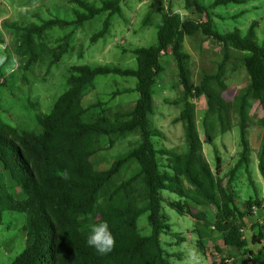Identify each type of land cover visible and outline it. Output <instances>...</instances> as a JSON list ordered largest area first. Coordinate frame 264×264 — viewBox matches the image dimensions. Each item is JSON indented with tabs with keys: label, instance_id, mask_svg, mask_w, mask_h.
Segmentation results:
<instances>
[{
	"label": "trees",
	"instance_id": "trees-1",
	"mask_svg": "<svg viewBox=\"0 0 264 264\" xmlns=\"http://www.w3.org/2000/svg\"><path fill=\"white\" fill-rule=\"evenodd\" d=\"M121 1L101 0L98 5L96 1L69 0L77 6L72 19L49 17L6 26L22 31L18 49L25 58L24 67L29 68L43 59L45 48L39 39L47 29L82 25L107 11L102 28L91 36L92 42L97 41L107 34L111 16L122 12ZM242 2L185 0V7L200 14V19L161 8L156 42L133 50L136 67L72 65L65 92L50 112L37 113V131L22 130L0 117V225L6 212L26 214V246L10 264H176L162 241L163 234L172 233L165 205L195 220L203 248L207 246L204 238L210 236L208 242L212 231L220 233L226 246H248L246 220L255 217L264 201L250 197L242 207L237 205L235 188L220 176L222 157L216 155V169L205 158L190 102L202 95L207 99L206 143L214 142L216 130L230 131L232 119L237 118L245 161L249 110L257 102L263 111L257 121L262 128L257 159L264 180V39L258 40L256 20L245 33L240 28L219 31L212 11L219 5ZM196 34H203L225 50L217 72L204 73L198 84L191 78L190 54L184 50L185 39ZM70 38L67 33L53 49V63L68 52ZM230 50L238 52L236 61L250 77L233 99L225 98L227 85L220 79ZM169 52L176 60L184 94L178 117L185 129L183 152L159 147L154 141L161 136V131L152 126L154 87L165 70L162 58ZM110 74L136 79L135 88L112 94L115 97L135 91V101L110 106L98 96L95 79ZM130 134L138 135L139 141L109 156L117 142ZM65 170L68 180L60 176ZM144 213H148L152 227L148 235L141 233L138 224ZM101 221L109 224L116 241L114 249L103 256L86 243L90 225ZM263 227L252 235V243L263 242ZM179 236L174 234L178 241L184 240ZM262 255L264 258V246Z\"/></svg>",
	"mask_w": 264,
	"mask_h": 264
},
{
	"label": "rangeland",
	"instance_id": "rangeland-1",
	"mask_svg": "<svg viewBox=\"0 0 264 264\" xmlns=\"http://www.w3.org/2000/svg\"><path fill=\"white\" fill-rule=\"evenodd\" d=\"M96 1L98 5L101 0ZM208 4L212 0H202ZM122 12L111 16V25L107 34L92 42L91 36L98 32L107 11L101 12L82 25H72L67 28L59 26L47 29L39 39L45 48L43 59L25 68V58L19 54L18 44L22 31L6 26L15 22L25 25L30 21L42 18L60 17L72 19L74 8L69 0H0V44L5 45L0 55H6L8 60L0 66V117L8 124L22 130L37 131L39 124L37 113L51 111L55 101L68 87L67 76L72 65L112 63L124 67H136L137 47H148L156 42L157 23L161 18V8L180 12L184 17L200 19L202 16L185 7V0H122ZM215 27L219 31H229L240 28L245 33L251 23L258 22V40L264 39V0H244L242 3H228L212 9ZM150 13V15H148ZM70 33V47L62 59L53 63L52 51L62 38ZM184 50L190 54L188 66L191 78L195 84L200 83L204 73L214 74L222 63L225 50L219 43L206 38L203 34L187 37ZM230 59L220 79L227 85L224 96L227 99L241 91L249 82L246 68L237 62L238 52L230 50ZM17 58L15 71L5 72V67L12 58ZM164 72L159 76L154 87L155 114L152 116V126L161 131V136L154 141L159 147H166L177 152L186 150L184 124L178 119L184 107L181 101L184 97L179 84L176 60L171 52L162 58ZM98 96L108 105L127 104L136 100L135 91L113 97L116 90L135 88L136 79L116 74L102 75L95 79ZM194 118L198 134L203 146V153L214 169L216 155L222 157L220 176L236 190V203L242 207L249 199L264 197V181L258 166L257 153L260 146L262 128L258 119L263 115L257 102L249 110L250 120L247 122L249 152L246 161L243 157L240 128L237 118L232 119L231 130L226 133L214 132V142L206 143L204 118L208 104L204 95L191 98ZM139 141V136L130 134L120 139L116 146L108 152L114 156L124 152ZM248 163V166L246 164ZM166 195L170 194L165 192ZM171 195V194H170ZM178 198L176 195H172ZM264 201V199H263ZM216 211L215 206L212 207ZM257 212H264L259 211ZM164 213L172 226L171 234H163L162 241L176 264H195L190 256L192 249L198 253L199 264H264L262 243H252V220L246 224L245 236L249 240L244 248L226 246L221 235L212 231V237L204 238L206 247H201L196 231L195 220L189 215H180L177 211L164 206ZM264 226V219L261 221ZM26 214L22 212H6L3 224L0 225V264H10L26 246ZM139 228L143 235L152 231L148 213L139 217ZM249 225V226H248ZM259 232V227L254 226ZM264 232V227H263ZM179 234L182 239L174 238ZM172 243V246H168Z\"/></svg>",
	"mask_w": 264,
	"mask_h": 264
},
{
	"label": "clouds",
	"instance_id": "clouds-1",
	"mask_svg": "<svg viewBox=\"0 0 264 264\" xmlns=\"http://www.w3.org/2000/svg\"><path fill=\"white\" fill-rule=\"evenodd\" d=\"M5 45L0 44V50H3ZM8 57L6 55H0V66H4ZM18 65L17 58L13 57L11 62L5 67L6 73L15 71ZM60 176L64 180H68L69 174L67 170L60 173ZM86 243L89 247H92L100 255L109 254L115 247V237L113 236L109 224L106 221H101L90 225L89 234L87 236ZM190 256L193 258L195 264H199L198 253L195 249H192Z\"/></svg>",
	"mask_w": 264,
	"mask_h": 264
},
{
	"label": "crops",
	"instance_id": "crops-1",
	"mask_svg": "<svg viewBox=\"0 0 264 264\" xmlns=\"http://www.w3.org/2000/svg\"><path fill=\"white\" fill-rule=\"evenodd\" d=\"M264 181V180H263ZM262 199H264V197H262ZM264 219V212H257L256 214H255V217H253V218H251V219H247L246 220V223L249 221V220H252V222H251V225H252V234H255V233H258L256 230H255V227L254 226H258V227H260V226H263L262 224V220ZM249 226V225H248ZM247 227V226H246ZM246 229V228H245Z\"/></svg>",
	"mask_w": 264,
	"mask_h": 264
},
{
	"label": "built area",
	"instance_id": "built-area-1",
	"mask_svg": "<svg viewBox=\"0 0 264 264\" xmlns=\"http://www.w3.org/2000/svg\"><path fill=\"white\" fill-rule=\"evenodd\" d=\"M257 210H259V211H264V204H263L262 208L257 209Z\"/></svg>",
	"mask_w": 264,
	"mask_h": 264
}]
</instances>
